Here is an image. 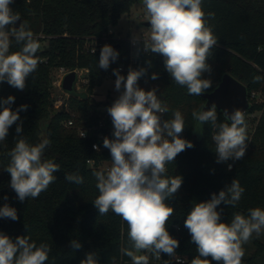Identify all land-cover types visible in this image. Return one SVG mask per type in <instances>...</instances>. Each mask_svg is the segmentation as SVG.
<instances>
[{
	"label": "trees",
	"instance_id": "1",
	"mask_svg": "<svg viewBox=\"0 0 264 264\" xmlns=\"http://www.w3.org/2000/svg\"><path fill=\"white\" fill-rule=\"evenodd\" d=\"M135 4L142 0H15L11 5L20 14V23L26 22L41 44L37 52L39 64L32 73L26 88L21 91L4 82L0 84V98L15 97L11 105L13 111L21 105H28L20 111V120L9 129L6 140L0 142V207L8 204L17 210L18 220L0 218V232L15 240L18 236H29L37 244L51 245L47 264H80L86 254L94 252L99 264L131 263L130 258L120 253L121 247L128 246L127 225L121 235L122 221L113 212L99 216L92 201L98 195L96 181L91 169L86 165L89 159H111L110 151L98 155L92 150L90 139L80 138L75 130L64 127L69 118L65 108L53 107V72L66 69H87L88 96H70L68 109L77 113V123L86 120L96 122L90 115L100 105L95 101V90L99 88L113 69L127 67L131 56L129 38L112 37L110 45L119 52L118 59L110 63L107 70L98 67L100 49L90 53L88 46L94 39L108 35L123 15H130ZM205 12H214L210 20L218 38L213 55L208 59L212 71L204 78L212 80L214 89L224 73L230 74L247 88L251 107L245 113L248 142L243 159L216 162L215 144L210 124L203 126L199 134L194 131L196 120L193 111L202 109L205 101L199 96L188 95L185 88L177 86L167 73L163 57L140 52L134 69L145 67L147 73L138 81L139 87L151 90L156 87L158 97L167 104L169 111L162 119H171L173 112L179 110L185 119L182 138L193 143L194 147L178 154L174 162L167 165V175L183 177L178 192L168 201L175 208V214L167 225L171 236L178 239L176 255L162 254L160 264H190L197 253L191 243L188 230L184 227L187 213L196 202L208 201L213 193L238 179L245 192L236 207L225 205L217 207L221 220L230 222L234 212L247 215L250 208L264 209V80L253 82V77L264 76V0H203ZM138 44V47H141ZM259 49V50H258ZM19 50L13 42L10 51ZM46 60V63H40ZM151 60L149 67L147 61ZM158 79H151L152 73ZM260 101L250 98L252 93ZM218 122H224L223 114L218 112ZM22 122L23 136L30 144L43 139L51 141L45 149L44 158L60 165L54 173L57 179L36 199L19 201L10 187V174L4 170L10 157L8 152L14 147L17 137V124ZM231 164V170H228ZM78 173L84 183L76 185L65 180V174ZM7 196V200L4 197ZM78 240L82 247L73 250L72 240ZM255 250L243 258V264H264V243L252 240ZM180 258L182 262H177ZM210 259V258H209ZM157 261V260H156ZM212 264H216L215 261Z\"/></svg>",
	"mask_w": 264,
	"mask_h": 264
},
{
	"label": "clouds",
	"instance_id": "2",
	"mask_svg": "<svg viewBox=\"0 0 264 264\" xmlns=\"http://www.w3.org/2000/svg\"><path fill=\"white\" fill-rule=\"evenodd\" d=\"M14 2L0 0V84L7 82L23 91L29 76L38 68L36 54L41 44L26 22L22 21L18 28L15 26L21 17L11 7ZM142 5L149 27L146 34L133 36V45L142 41L135 56L141 51L158 54L163 57L164 68L172 81L185 88L188 95L200 96L207 92L213 82L204 78V74L212 71L208 59L218 45L213 26L209 24L215 19V13L205 12L203 0H142ZM13 42L19 50L10 51ZM118 56L117 50L105 44L100 49L98 67L107 70ZM147 64L150 67L151 60ZM146 73L145 67H130L125 77L119 68L113 69L115 90L120 93L107 108L114 138L103 139V146L110 150L111 166L92 172L98 190L92 203L99 216L111 211L120 218L122 236L124 225H127L128 246L121 247L120 253L130 258L131 264H150L152 259L161 260L162 254L176 255L179 241L167 228L175 208L168 201L181 188L183 177L168 176L167 165L174 162L178 154L194 147L191 141L182 138L185 128L182 113L176 110L171 119H162L169 108L158 97L157 90L146 91L139 87L138 81ZM158 77L155 72L151 75L153 80ZM261 80L264 76L253 77V82ZM14 101L12 95L0 98V142L6 140L11 126L20 120V111L28 108V105H21L13 111ZM192 117L197 122L194 131L202 132L205 124L215 129L211 138L217 163L244 158L248 133L243 110L237 108L229 113L225 109L224 122H218L217 108L213 104L208 110L193 111ZM15 131L19 139L7 154L10 160L4 170L10 174L11 189L23 202L47 191L56 181L54 173L60 171V165L44 158L50 140L30 144L20 136L22 122L17 124ZM231 167L228 164V170ZM64 178L76 185L84 183L83 176L78 173H67ZM244 192L245 188L235 178L218 194L213 193L208 201L193 204L184 220L197 253L190 264H212L213 261L243 264L244 245L264 236V209L250 208L247 215L234 212L230 222H223L217 207L222 202L236 207ZM4 199L7 200V196ZM0 218L19 219L17 210L8 204L0 207ZM70 246L73 250L82 247L75 239ZM51 250L50 244H37L28 235L13 240L0 232V264H47ZM80 264H99L96 253H87ZM112 264H116L115 257Z\"/></svg>",
	"mask_w": 264,
	"mask_h": 264
},
{
	"label": "built area",
	"instance_id": "3",
	"mask_svg": "<svg viewBox=\"0 0 264 264\" xmlns=\"http://www.w3.org/2000/svg\"><path fill=\"white\" fill-rule=\"evenodd\" d=\"M111 33L109 32L108 35H104L101 39H94L92 40L91 44L88 46V50L90 53H94L95 51L99 50L105 44H110L112 37H110ZM133 39H130L131 45V56L129 65L127 67L120 66L118 67L121 71V74L125 77L127 76L128 69L131 67L134 69L136 65L137 56L135 53L137 51L138 45H133ZM142 43V42H141ZM143 52V51H141ZM144 53V52H143ZM40 63H46V60H42ZM74 72L76 75L75 87L72 93H67L62 89V82L66 75L69 73ZM88 75L89 71L87 69H66L64 67H60L53 72V81H52V88H53V107L55 109L65 108L69 114V118L63 123L64 127L69 130H75L77 135L83 139H90L92 141L91 147L94 152L98 155L105 151H110L109 149L103 146V139L108 137L110 139L113 137V125L110 115L107 112V108L110 107L116 98L119 96V92L116 90L110 91L111 94L106 97V100L96 108V112L92 113L90 117L96 118V122L89 124L86 120L77 123L78 114L69 110L67 105V100L70 96L81 98L83 96H88L87 86H88ZM115 79L113 75H108L105 80L111 83L115 89ZM156 89V87H155ZM123 89H121L122 91ZM147 91V90H146ZM95 96V95H94ZM251 100L255 99V101H260L259 96L256 93H252L250 96ZM249 100V98H248ZM250 103V102H249ZM94 145L97 146L94 148ZM86 165L91 169L101 170L106 169L111 166V159L109 160H102L100 158L97 159H89L86 161ZM177 262H182L180 258L176 259Z\"/></svg>",
	"mask_w": 264,
	"mask_h": 264
},
{
	"label": "water",
	"instance_id": "4",
	"mask_svg": "<svg viewBox=\"0 0 264 264\" xmlns=\"http://www.w3.org/2000/svg\"><path fill=\"white\" fill-rule=\"evenodd\" d=\"M19 24L20 21H17L15 26L18 28ZM145 25L149 26L148 23H145ZM75 81V73H69L63 79L62 89L67 93H72L75 87ZM199 97L205 101L201 110H208L215 104L217 111L222 114L225 109L231 113L237 108L246 113L251 107L248 100L247 88L228 73L223 74L212 91L205 92Z\"/></svg>",
	"mask_w": 264,
	"mask_h": 264
},
{
	"label": "rangeland",
	"instance_id": "5",
	"mask_svg": "<svg viewBox=\"0 0 264 264\" xmlns=\"http://www.w3.org/2000/svg\"><path fill=\"white\" fill-rule=\"evenodd\" d=\"M145 23L148 22L144 18L143 5L135 4L132 7L130 15H123L118 24L110 29V33L111 36L114 38L120 39L128 37L130 40L133 39V36H140L148 32L149 26H146ZM111 90H115L114 86L107 80H104L102 85L95 90V101L100 105L103 104V102L106 100V97L111 94ZM196 133L199 134L200 132L196 131ZM256 240H259L260 242L264 243V236H261L259 239ZM244 247L246 249L245 257L250 255L255 250L252 241L249 244L244 245ZM150 264H160V262L156 261L155 259H152L150 261Z\"/></svg>",
	"mask_w": 264,
	"mask_h": 264
}]
</instances>
